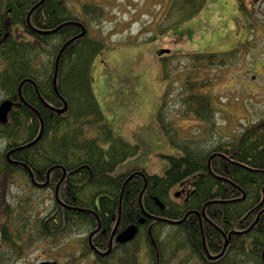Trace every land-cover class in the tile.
Here are the masks:
<instances>
[{
	"label": "trees",
	"instance_id": "1",
	"mask_svg": "<svg viewBox=\"0 0 264 264\" xmlns=\"http://www.w3.org/2000/svg\"><path fill=\"white\" fill-rule=\"evenodd\" d=\"M25 1L22 14V4L0 0V20L2 11L10 8L11 24L16 26L7 27L0 21V38L6 35V39L0 43V52L5 60L4 71L0 73V99L16 100L19 82L29 78L34 80L43 100L50 105L62 107V101L54 93L51 84L54 60L33 59L32 47L25 46L19 33L15 32L19 31L22 16L37 0ZM188 1L195 5L191 11L184 13L186 18L201 9L204 2ZM55 4L54 0H43L33 12L48 14ZM46 20L49 22L48 27L56 23L54 17ZM99 40L73 44L75 58L69 66L67 60L61 58L58 61L56 85L67 103L64 112L57 114L43 106L33 84L24 82L21 93L25 103L11 109L7 122L0 124L2 136H14L23 144L38 133L39 119L32 108L36 109L43 122V131L36 143L22 149V161L32 167L59 164L68 171L77 168L69 175L79 173L78 177H64L59 186L58 196L69 203L68 209L59 206L54 216L51 213L53 206H47L43 214L44 210L40 212L37 207L33 209V205L22 204V227L17 215L10 216V231L5 234V247L0 249V264H15L38 242L48 241L56 247L70 235L86 233L89 227L96 226V218L85 209H94L101 225L108 232L115 224L119 208L117 227L124 228L134 223L140 230L127 247L116 252L112 250L105 257L104 264H138L141 251L147 254L151 264H188L192 260L201 264H263L264 132L243 128L234 136L233 142L241 149L239 153L236 152L233 156L211 155L214 151L221 150L222 146L230 145L231 138L218 140L216 143L209 140L201 142L191 136L182 138L178 127L173 123L174 114L193 117L213 129L215 136L219 134L214 128L213 100L210 94L203 91L208 83L194 75L197 66L220 62L217 54H187L200 64L193 63L174 93H170L166 85L155 120L162 134L180 153L161 154L166 160V166L161 174H156L148 173L141 167L119 169L126 157L135 153L136 148L120 136L111 139V130L103 122L93 94L92 61L103 48L102 40ZM49 47L55 48L54 45ZM50 52L52 51L49 50ZM163 66L165 67L164 63ZM22 117L25 119L24 124ZM88 126L101 134L105 133V137H86ZM232 161L248 166L249 170H242L237 165L231 166ZM136 169L144 172L145 185L144 178L136 174L122 187L126 177ZM52 171V177L49 178L51 185L60 177L59 169ZM182 181L187 183L189 189V197L185 202H179L171 195L173 188ZM69 184L73 187L75 200H71L64 192ZM105 192L111 198L106 205L87 204L79 199L87 194L98 196ZM242 195L244 196L240 199ZM156 200L163 206L160 207ZM188 211H197L198 215L196 212L189 213L178 224L160 219H181ZM144 212L156 218H146L145 223L139 225L137 221ZM149 224L156 250L146 232ZM83 238L82 247L86 245V237ZM203 239L206 248L213 252L222 249L225 239L227 244L219 257L208 260L202 257ZM86 252L88 251L83 250L82 253ZM82 253L80 255L83 256ZM173 259L176 261L173 262Z\"/></svg>",
	"mask_w": 264,
	"mask_h": 264
},
{
	"label": "rangeland",
	"instance_id": "2",
	"mask_svg": "<svg viewBox=\"0 0 264 264\" xmlns=\"http://www.w3.org/2000/svg\"><path fill=\"white\" fill-rule=\"evenodd\" d=\"M101 1L109 12L101 25L102 34L105 32L103 48L92 61L91 86L103 122L111 130V139L120 136L136 148L120 164L121 168L142 167L160 174L166 166L161 154L180 153L162 134L155 114L166 85L174 93L189 68L200 64L187 54L215 53L220 60L197 66L194 73L208 83L203 91L213 100L214 128L219 134L215 136L213 129L200 120L174 114L173 123L182 138L191 136L216 143L237 135L248 120L253 125L251 130L263 126L264 86L255 83L252 74L257 69L264 76V0H204L201 9L187 18L184 13L195 5L188 0ZM246 47L248 53L242 57ZM161 48L170 49L163 62L156 53ZM234 48L238 52L228 55ZM258 78L255 75L256 81ZM87 129L89 138L106 135L90 126ZM27 188L22 197L38 194V203L32 208L41 212L39 201L46 200L50 190L38 193ZM82 238L81 233L70 235L56 247L48 241L38 242L15 264H34L45 259L55 260V264H95L92 255L82 253ZM138 264H151L143 251ZM188 264L201 263L192 260Z\"/></svg>",
	"mask_w": 264,
	"mask_h": 264
},
{
	"label": "flooded vegetation",
	"instance_id": "3",
	"mask_svg": "<svg viewBox=\"0 0 264 264\" xmlns=\"http://www.w3.org/2000/svg\"><path fill=\"white\" fill-rule=\"evenodd\" d=\"M39 1V0H37ZM36 1V2H37ZM12 2L16 4H22V14L24 13L25 8V0H12ZM35 2V3H36ZM56 3L54 7L50 10V12L45 15H41L38 13H34L33 10H30V8L35 4L31 5L28 12L25 14V16H22V24L19 25V31H15L16 33H19V38L22 39V43L25 44V46H31L33 51L31 53L32 58L35 60H55L56 56L59 54V59H64L68 61V66L71 61L74 60L75 54L73 51V44L79 43L83 44L86 43L89 40H103L104 39V33L102 34L101 31V25L105 22V20L108 18V10H106L105 5L102 3L101 0H54ZM100 4V5H99ZM10 8L4 9L1 13V20L3 23L10 27V25L16 27L14 24H11V18L9 16ZM33 14V19H31V14ZM50 15V16H49ZM24 17V18H23ZM54 17V21L56 22L54 26H49V22L47 23L48 18ZM29 19V23H28ZM0 20V21H1ZM34 20V21H33ZM43 20V21H42ZM46 25V26H44ZM56 28V29H55ZM18 30L17 28H15ZM50 29H55L51 33H40L39 31H48ZM103 35V37H102ZM73 38V39H72ZM6 39V35L2 36L0 38V43ZM72 39L70 42H68L64 48L61 50V47L68 41ZM99 40V41H100ZM55 46L54 49H50L49 46ZM27 49V47H26ZM49 50L52 51L49 53ZM61 50V51H60ZM244 51H242V57L245 56L246 53H248V48H243ZM238 50L234 48L233 50H230L228 55L232 53L234 56V53ZM25 53V51H24ZM24 56V55H23ZM0 60L2 61V66L0 67V73L4 71L5 66V60L3 59L1 52H0ZM22 66V64H21ZM44 70V69H43ZM68 70V68H67ZM246 70V67L243 69ZM69 72V70H68ZM258 76L259 78L255 79ZM252 80L255 81L258 85L264 86V76L261 72L257 71V69H253L252 74ZM22 81V79H21ZM34 81V80H33ZM257 85V86H258ZM244 86V85H243ZM256 86V87H257ZM22 87V84H21ZM251 87V86H249ZM263 92V91H262ZM37 94V93H36ZM264 94V92H263ZM22 96V93H21ZM38 97V95H37ZM5 99V98H4ZM38 100H40L38 98ZM14 102V107L17 105L23 104V101L20 99L19 95L17 94V99L12 100ZM41 102V101H40ZM42 103V102H41ZM43 104V103H42ZM43 106H45L43 104ZM53 106V105H52ZM47 107V106H46ZM56 107V106H54ZM48 108V107H47ZM51 110V109H50ZM9 116V113H8ZM7 116V118H8ZM251 118V117H250ZM22 123H25L24 117H22ZM247 125H244L243 128L251 129L253 125H251L250 120L247 121ZM256 124V123H255ZM263 126H258L255 130L264 132V122H262ZM241 128V130L243 129ZM234 136L229 137L231 138L232 142L230 145L222 146V149L219 151H214L218 154H224V155H234L236 152L239 153L241 151L240 148H238L236 145L233 144L234 142ZM22 143L15 139L14 136L5 135L2 136L0 134V249L5 247V242L7 236L5 234H8L10 231V216L17 215L19 218L20 226L22 227V203H34L37 204V196L27 198L29 193L27 194L26 198L22 197V194L28 189L29 191L34 192L37 191L38 193L43 192L45 190L49 191V197L44 201H39L42 203L43 206H53L51 208V213L55 214L58 212V207L62 206V208L69 207V203L63 199H60L59 196H55V186L60 181V178L62 177V173L64 177L66 176H79V173L71 174L72 172H75L77 170H66L65 172H61L62 169L61 166H58L56 169L60 170V177L58 178L56 183H53L52 185L49 183L52 177V169H48L52 166L46 167L43 164L36 165L34 167L30 166L31 172L33 175V178L36 182L34 184L31 181V177L29 175V172L24 169L23 173L25 175H22V165L20 164L22 162V148L18 149L19 146H21ZM217 154V155H218ZM230 165L235 167L236 165L239 166L242 170H249L248 166L246 165H238L234 163V161L230 162ZM119 169L121 167L119 166ZM134 171H132L130 174H132ZM40 173V175H39ZM129 174V175H130ZM48 175V181L44 186H41V184L47 179ZM129 175L127 177H129ZM29 178V181L31 185L29 184H22V178L25 180L26 178ZM126 177V178H127ZM131 178V177H130ZM129 179V178H128ZM127 179V180H128ZM125 180V183L126 181ZM124 183V184H125ZM58 185V190H59ZM124 186V185H123ZM34 190V191H33ZM187 183L182 181L179 184L176 185V187L173 190L172 196L174 199H177V201H183L185 202L188 200L189 197V191H188ZM73 187L71 184L66 186V189L64 192L70 196L71 200H75L76 197L72 193ZM82 201H84L87 204L92 205H106L108 201L111 199L109 194L107 192L99 194L98 196H92L87 194L86 197H79ZM59 200L63 203L60 204ZM63 205H66L63 206ZM171 208V206H166V208ZM94 211V209H90ZM99 220V219H98ZM99 223V229L91 235L90 239L88 240V235L96 226H98ZM105 221L102 223L104 225ZM129 225V224H128ZM96 226L91 228H88V231L86 232V245L84 244V249L88 251L89 255H92L94 258L95 264H104L105 263V256H103L100 253H103L105 250H107L109 244H111V248L109 253L112 250L118 251L122 249L123 247H127L129 245V242H119L117 241L118 234L126 227L119 228L118 223L116 226V229L113 231V227L110 229V231L107 232V230L101 225L100 220L97 221L96 219ZM148 229V225H147ZM140 229L138 228V231ZM147 231V230H146ZM95 249H97L100 253L96 252ZM211 255L216 254L217 252H213L208 250ZM97 257H100L98 260ZM202 257L207 258L206 253L203 249V255ZM212 260V259H208ZM214 260V259H213Z\"/></svg>",
	"mask_w": 264,
	"mask_h": 264
},
{
	"label": "water",
	"instance_id": "4",
	"mask_svg": "<svg viewBox=\"0 0 264 264\" xmlns=\"http://www.w3.org/2000/svg\"><path fill=\"white\" fill-rule=\"evenodd\" d=\"M43 0H39L36 4H34L33 6H32V8L30 9V10H33L34 8H36L41 2H42ZM28 23H29V21H28ZM30 24V23H29ZM56 29V28H55ZM55 29H51V30H48V31H40L41 33H50V32H52V31H54ZM73 39V38H72ZM72 39H70V40H68L62 47H61V50L64 48V46L68 43V42H70ZM60 50V51H61ZM169 52V49H165V48H162V49H160L159 51H158V54H163V53H168ZM60 55V52H59V54H58V56ZM58 56H57V58H56V60L54 61V67H53V74H52V89H53V91L57 94V96L60 98V99H62V101H63V106L61 107V108H54V107H51V109H53L56 113H58V114H60V113H62V112H64L65 110H66V103H65V101H64V99L61 97V95L59 94V92H58V89H57V85H56V78H57V68H58ZM26 81H29V82H31V84H33V86H34V88H35V90H36V92H38L37 91V88L35 87L36 85H35V83L33 82V81H31L30 79H23L20 83H19V85H18V94H19V97H20V99H22V96H21V93H20V88H21V84H23L24 82H26ZM38 96H39V99L42 101V103L43 104H45V105H47L48 106V104L42 99V97L38 94ZM14 103L11 101V100H9V99H4V100H2L1 102H0V122L1 123H5L6 121H7V113L9 112V110L11 109V107H12V105H13ZM33 111L37 114V116H38V118H39V120H40V128H39V131H38V133H37V135L31 140V141H29V142H27V143H25V144H23V145H21V146H19L18 147V149H20V148H26V147H29V146H31V145H33L39 138H40V136H41V134H42V131H43V123H42V120H41V117H40V115H39V113L37 112V110L36 109H34L33 108ZM26 170H28V172H29V174H30V176H31V180H32V182H34V180H33V177H32V173H31V171H30V169H29V167L25 164V163H20ZM53 167H55V166H53ZM51 169V168H50ZM49 169V170H50ZM48 170V171H49ZM129 177H131V176H129ZM45 183H43L42 185H44ZM55 195H56V190H55ZM139 204H140V207H141V203H140V197H139ZM147 217H149V218H153L152 216H150V215H146ZM160 219H163V218H160ZM183 219V218H182ZM181 219V220H182ZM164 220H166L167 222H174V221H171V220H167V219H164ZM181 220H179L178 222H180ZM144 221V217H142V219H140L139 220V222H143ZM99 228V224H98V226L89 234V239H90V236H91V234L93 233V232H95L97 229ZM116 229V225H115V227H114V229H113V231ZM136 232H137V226L135 225V224H131V225H129V226H127L126 228H124L119 234H118V236H117V241H119V242H126V241H128V240H131L133 237H134V235L136 234ZM148 234H149V237H150V240H151V242L152 243H154V241H153V239H152V237H151V235H150V231H148ZM226 244H227V241L225 240L224 241V244H223V249H222V251L224 250V248H225V246H226ZM109 248H110V246H109ZM109 248H108V250H106L104 253H102V254H105V253H107L108 251H109ZM206 249V248H205ZM95 251H97V250H95ZM206 252H207V250H206ZM221 254V252L219 253V254H217V255H215V256H210L209 254H208V252H207V255L209 256V257H217V256H219ZM262 260H263V262H264V251L262 252ZM34 264H54V262L53 261H50V260H42V261H39V262H36V263H34Z\"/></svg>",
	"mask_w": 264,
	"mask_h": 264
}]
</instances>
